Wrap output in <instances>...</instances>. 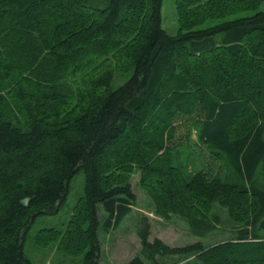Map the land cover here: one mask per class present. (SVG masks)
<instances>
[{"label": "trees", "instance_id": "1", "mask_svg": "<svg viewBox=\"0 0 264 264\" xmlns=\"http://www.w3.org/2000/svg\"><path fill=\"white\" fill-rule=\"evenodd\" d=\"M262 1L176 0L180 30L171 34L163 0H0V264H33L25 253L30 232L64 209L80 172L84 196L64 232L45 228L37 242L101 264L99 228L117 230L134 211L136 170L157 214L183 216L195 236L219 226L220 215L208 214L213 202L244 223L239 241L202 251L201 242L151 239L140 215L141 249L127 264H165V256L194 251L207 264H264V122L257 116L233 132L250 103L264 102V59L227 61L264 53V11L222 21ZM102 59L122 65V84L113 85L115 67ZM80 78L89 83L74 99L66 83ZM69 99L76 116L63 111ZM180 116L238 182L188 170L198 153L188 133L176 137Z\"/></svg>", "mask_w": 264, "mask_h": 264}, {"label": "rangeland", "instance_id": "2", "mask_svg": "<svg viewBox=\"0 0 264 264\" xmlns=\"http://www.w3.org/2000/svg\"><path fill=\"white\" fill-rule=\"evenodd\" d=\"M99 4H102V2H99ZM259 11H264V0L255 9H244L238 13L226 16L222 21L235 20L241 17L252 16ZM180 22V11L176 6V0H163V27L167 29L171 34H177L180 30ZM218 22H221V20H214L211 23L215 24ZM207 25L208 24H205V26ZM253 56L264 59V53L253 55L245 53L242 57L237 58L235 61H232L230 58L227 61L228 64L232 62L235 66H237L238 64L239 67H242L244 66V63L252 59ZM208 58L209 57H207V59ZM207 59H204L206 61L203 63V65L208 64L205 70H207V73L210 72V74H214L211 73L212 67L209 61H207ZM101 61L103 62L104 66H107V68L115 67V69H113V85L116 87L122 84L125 78V72L121 70L122 65H117L118 62L114 60L108 62V59H102ZM126 61L127 60H125L124 62ZM101 69L103 70L105 68L102 66ZM91 75L92 74H77V76H83L89 79ZM74 79H76V76L74 77ZM76 83H79V88L77 87ZM88 83V79H81V81L66 84L67 86L71 87V91L74 94L73 96L75 99L77 90H83L84 85H87ZM73 100L69 99V101H67V103L63 107V111L65 114L66 112H70L72 116H76L79 108L77 107L78 104H75V101ZM257 116L259 118V121L264 122V102L263 104L260 103L259 107L257 103H250L248 110L240 118V122H238L234 126V134L240 132L242 130V126L245 123L248 124L252 121L257 120ZM176 121L177 124H179L180 126L176 131V137H178L180 134L186 135L188 133L191 139L189 147L194 151L196 148L197 152H195L198 153V159L196 157L195 159H193L194 156L191 157V159H193L191 162L194 164V166L193 168L189 166L188 170L193 169L196 170V172L201 171L210 177L221 179V181L225 183L238 182V179H234L235 173L230 167H228L226 161L223 158H218L214 156L215 154L213 155V152H211L210 149L198 142V128L195 127V124L191 123L188 125V127L183 126V124L188 121L185 116H180L176 119ZM189 147L185 149V154ZM109 153L111 154V151H109ZM136 171L132 173L129 179V182L131 183L132 188L136 193V204L134 205V211L125 218V220L117 230H111V232H106L102 228V226H100L99 228V239L102 249L101 264H126V262L131 257L139 253L141 249V244L140 238L137 234V227L140 215L142 217H147L149 223L151 224V239L159 237L171 247H183L186 245L201 242V250L204 251L212 249L216 245H220L221 242H226L228 240H230V242L239 241L236 236V233L239 228L243 227L244 222H237L236 219H233L234 217L229 215V208L223 206L219 202L212 203L211 209L208 214L220 215V224L216 228V230H214L212 233L205 237L195 236L190 230L187 219H185L183 216L171 214L170 217L164 218L158 215L155 210L156 207L154 201L148 196V194H146V192L142 191L139 185L141 173L139 170L137 172ZM258 178V181L264 185V176L259 175ZM84 184L85 177L84 174L80 172L75 176L73 180L71 193L67 205L64 207V209H62L58 215L40 217L39 222L34 227L32 232H30V235L25 243V253L31 259L33 264L83 263V255L71 256L65 254L63 251L60 250L59 244H56V242L51 243L52 245L50 246H39L37 242V237H39V235L41 234V230H44L45 228L55 227L63 229L62 231L64 232L68 221L72 217V214H74L78 203L84 196ZM243 208H246V206L244 205ZM99 212L100 216L103 217L104 212L101 207L99 209ZM262 235H264V231H262ZM197 254V251L191 252L189 254H173L171 256L163 257L161 261L165 264H207L205 262L195 259V256ZM238 257L239 259L244 258V253H238Z\"/></svg>", "mask_w": 264, "mask_h": 264}, {"label": "water", "instance_id": "3", "mask_svg": "<svg viewBox=\"0 0 264 264\" xmlns=\"http://www.w3.org/2000/svg\"><path fill=\"white\" fill-rule=\"evenodd\" d=\"M29 198H24L21 200V204L24 205V206H27L29 204Z\"/></svg>", "mask_w": 264, "mask_h": 264}, {"label": "crops", "instance_id": "4", "mask_svg": "<svg viewBox=\"0 0 264 264\" xmlns=\"http://www.w3.org/2000/svg\"><path fill=\"white\" fill-rule=\"evenodd\" d=\"M157 238H159V237H157ZM160 239H161V238H160ZM133 257H134V256H133ZM131 258H132V257H131ZM131 258H130V259H131ZM130 259H129V260H130ZM129 260H128V261H129ZM128 261L126 262V264L128 263Z\"/></svg>", "mask_w": 264, "mask_h": 264}]
</instances>
